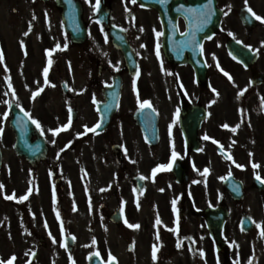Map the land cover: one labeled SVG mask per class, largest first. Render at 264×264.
<instances>
[{"label": "flooded vegetation", "instance_id": "af4514ba", "mask_svg": "<svg viewBox=\"0 0 264 264\" xmlns=\"http://www.w3.org/2000/svg\"><path fill=\"white\" fill-rule=\"evenodd\" d=\"M8 1L0 0V8L7 10ZM78 1L89 29L84 43L73 41L66 30L57 0H17L15 41L8 39L7 23L0 25L3 82L8 70L17 76L22 105L40 122L48 146L42 159L31 162L16 154L0 169V259L15 256L12 264H88L89 246L82 238L105 235L101 222L114 224L112 214L123 209L127 222L140 227L125 224L133 248L120 264H264V190L250 184L245 189L246 198L249 190L259 194L260 216L255 214L260 227L254 218L251 229H243L240 221L244 202L225 193L231 209L227 206L222 250L203 214L216 206V171L264 176V0H219L223 20L215 35L201 44L202 56L197 41L195 46L186 43L187 21L172 10L163 20L156 7L137 0H100L96 11L91 6L96 0ZM244 8L262 19L253 26L241 22ZM103 13L108 20L98 21ZM156 32L163 35L157 37ZM229 39L250 46V65L233 59ZM32 92L38 95L33 98ZM137 93L152 108L140 109ZM98 122V131L82 134L85 126ZM237 124L234 133L231 128ZM57 128L61 131L55 135L49 131ZM188 135L195 142L187 140ZM161 164L172 167L158 169ZM205 168L209 173L202 175ZM153 169H158L155 176ZM180 169L187 171L184 182L175 176ZM13 194L15 199L6 198ZM24 195L28 198L20 201ZM157 215L160 225L155 224ZM88 219L94 221L90 226Z\"/></svg>", "mask_w": 264, "mask_h": 264}, {"label": "snow or ice", "instance_id": "6c2138e0", "mask_svg": "<svg viewBox=\"0 0 264 264\" xmlns=\"http://www.w3.org/2000/svg\"><path fill=\"white\" fill-rule=\"evenodd\" d=\"M87 2L91 3V0H87ZM132 2L135 3L136 0H132ZM165 2H166V0H160V3H162V4L165 3ZM211 3H212V0H208V5H205L202 9H192V8L187 9V12H189V13H198L199 14V17H200V25H199V28L197 30H202L203 26L207 25L211 21V17L213 15V11L211 9ZM245 3L247 4V0H245ZM91 6H92V8H93L94 11L98 10L99 9V6H100V0H96L95 4H93ZM182 9H183V6H181V9H178V11H180ZM248 11L251 12L252 10L249 8ZM224 14L227 15V13H224ZM252 15L255 16V19L256 20H261L262 19L260 16L256 15L255 13H252ZM33 19H35V16H33ZM30 30H31V22H29V31ZM141 31H143L142 28H141ZM28 34H29V32H25L23 35L24 36H27ZM161 35H163V33L156 32V36L157 37H159ZM208 39H211V36H209ZM186 43H189V44H192L193 46H195V44H196V34H195V31H193V32L190 33V39ZM21 47H23V41H21ZM64 47L66 48L67 45L65 44ZM141 47H144V45H141ZM246 47H250V46H246ZM59 48H60V45L57 44L56 45V49H59ZM159 48H160V45H159V43H157V45H156V55H157L158 58L160 56ZM47 54L49 56H51L52 53H51V51H48ZM3 59H4L3 53H2V51H0V62H2ZM233 59H235V57H233ZM48 64L49 65L52 64V60L51 59H49ZM217 67H219V65H217ZM162 71H163V67H162ZM48 72H49V68L48 67H45L43 69V75H44V78H45L44 83L46 85L48 84V80H47ZM136 75L139 76V69H137ZM224 75L226 77H228L229 80H232V77L227 72H224ZM132 86H133V91L135 92L136 91V80L135 79L132 82ZM9 87H11L10 82H9ZM109 87H110V85H109ZM215 91L216 90L213 89V92H215ZM6 95H7V93H6ZM36 95H38V93L34 92L33 93V98H35ZM241 95H243V91H241L240 93H238L237 98L239 99V96H241ZM96 103L97 102L95 100V97H93V104H96ZM137 103L139 104L140 109H144L146 107L147 108H152V105H151L150 101H148V100H143L142 102L140 101L138 93H137ZM21 111H23V109H21ZM68 111H69V114H70V117H69V124H70L71 123V112H72V109L69 107ZM97 111H100V109L97 108ZM152 111L155 112V109L153 108ZM8 115H9V113L7 111L4 112L3 113V120H7ZM177 115H178V110H177ZM24 116L27 117V119L30 120L31 123L35 125L36 129L39 130V132H40L41 135H44V131L45 130L42 128V126H41V124H40V122L38 120H36L33 117H31V115L29 113H27V112H24ZM173 123H175V121H173ZM239 126L240 125L237 124L235 127H232L231 128V131L235 133L237 131V129L239 128ZM63 127L64 128H67L68 125L66 124ZM100 127H101V123H99V122L94 127H92V128H88L87 126H85V132L82 133V134H87V132H95L96 129H98ZM222 127L229 128V125L228 124H224ZM49 131H52L53 132V135H55L56 133L60 132L61 129L60 128H57L55 130L49 129ZM3 132H4L3 126H0V135H2ZM169 133L171 134V125L169 126ZM82 134H78V135H82ZM204 139L205 140H208L210 138L207 135H205ZM53 143H55V141H53ZM61 151H63V149H61ZM249 155L251 156L253 154L252 153H249ZM176 158H177V154L175 153V151H173L172 159L175 160ZM227 159L232 160L231 155H227ZM233 163H235V161H233ZM252 166H253L254 169L257 168V167H259V165H257V164H253ZM171 167H172L171 164H168V165L161 164V165L158 166V169H161V170H170ZM236 167L243 168V165L236 164ZM158 169H153L152 170L153 176H155L156 171ZM208 173H209V169L205 168L204 171H203V173H202V175H207ZM231 175L232 174L229 171L228 177H230ZM255 178L258 181H260L261 183H264V179H262L259 175H257ZM141 179H144V177H141ZM220 179H227V177H221ZM194 183H196V181H194ZM2 187H3V185H0V188H2ZM233 190L238 192L239 191V186H236ZM28 191L30 193L32 191V189L29 188ZM101 191H105V189H101ZM160 191H163V189H161ZM6 198L9 199V200L15 199V194L10 195V196H7ZM27 198H28L27 195H24V196H20L19 197V200L20 201H24ZM54 202H55V197H54ZM172 206H173V212H176V200H173L172 201ZM73 208L75 210V206H73ZM57 219L58 220L60 219L59 212H57ZM124 222H125V224H127V226L129 228H139L140 227L138 224H129L127 222V220H125ZM161 223H162V221L160 220L159 216L157 215L155 224L156 225H160ZM45 227H47V224H45ZM257 227H260V225L257 224ZM62 231H63V228H62ZM171 231H175V229H171ZM49 235H51V234L49 233ZM262 235H264V233H262ZM72 239L74 240L75 237H73ZM156 239L159 240V234L158 233H157ZM55 242H56L55 241V238H53V243H55ZM92 244L93 245L96 244L95 238L92 239ZM61 246L62 247H65L66 245L62 244ZM177 247L178 248L180 247V244L179 243L177 244ZM156 251H157V249H156V246L154 245L153 246V250H152L153 260H155L157 258L156 257ZM25 255H28V253H26ZM201 255H203V252L202 251H201ZM15 259H16L15 256H12L7 261H4V260L0 259V264H12V262ZM109 259L112 260V261H115L116 260V258L114 256H112L111 253H109ZM249 264H252V260H249Z\"/></svg>", "mask_w": 264, "mask_h": 264}, {"label": "rangeland", "instance_id": "374dc122", "mask_svg": "<svg viewBox=\"0 0 264 264\" xmlns=\"http://www.w3.org/2000/svg\"><path fill=\"white\" fill-rule=\"evenodd\" d=\"M16 1L17 0H10V3H9L10 8L7 10L0 8V23H2V24L7 23L8 37L10 38V41L16 40V37L18 35L17 32L19 30V28H18L19 27V20H18L19 19V13L12 11L13 8L17 6ZM0 7H1V4H0ZM11 8H12V10H11ZM11 47L15 49L17 47L16 43H11ZM15 82H16V80L14 81L12 79V83L16 87L15 84H17V82L16 83ZM1 96H2V92H0V97ZM15 100L18 102L20 101L17 96H16ZM7 104L8 103H6V102H5V104H3V100L0 98V126H3V128H4V132L2 135H0V137L3 136L4 134L12 135L11 129L9 128L8 119L3 120V112H4L5 106ZM7 137L1 138L2 140H0V142L2 144V149L4 150V154L6 156V163H8L9 160H11L10 158H12V149H13V143L9 144V141L5 140V139H8ZM225 175H226V172H219V171L215 172L214 190L213 191L215 194L216 204L227 203V201H226L227 197L225 196V192L222 188V179H220L221 177H225ZM238 175H242V173H239ZM246 175H248V177H249L250 175H253V173L246 172L244 175L247 182L251 183V179H249L251 177L248 178V177H246ZM258 201H259V194H257V192H255L254 190H249L247 198L245 199V202L243 203L244 206H241V207L249 206V209L252 212H254V214L257 213L258 216H260V212L256 211V209H259V205H260V202H258ZM90 223H92V222L90 221ZM101 223L104 224L105 235L97 236V237H93V238H97L101 243H103V245L105 247L104 249H106L108 256H109V253H111L112 256H114L116 253V255H119L120 257H123V256L127 257V255H129V254L125 250V248L127 247V245H126L127 242L125 240L126 237L122 233L120 235L117 234L116 228L114 226H111L109 223H107V222H101ZM121 228H123V227H121ZM87 238H85L86 239L85 241L91 242V240L90 241L88 240L90 238V236L88 239ZM125 252H126V254H125Z\"/></svg>", "mask_w": 264, "mask_h": 264}, {"label": "water", "instance_id": "95a60500", "mask_svg": "<svg viewBox=\"0 0 264 264\" xmlns=\"http://www.w3.org/2000/svg\"><path fill=\"white\" fill-rule=\"evenodd\" d=\"M142 2H144L145 3V5L146 4H153V5H158V6H160V7H164V6H167V2H169L170 0H166V2L165 3H160V0H141ZM215 0H212V3H211V9H212V11H213V17H211V24L209 25V28L207 29L208 31L206 32V33H204V34H202L201 36H200V40H202L203 39V35H205V34H207V33H211V32H213L214 31V29L218 26V22H219V20H220V13H219V11H216L215 10V2H214ZM177 3H179L180 5H182V6H184V5H190V6H194L193 8L194 9H202L203 8V6H205V5H208V0H189V2H188V4H186L185 2H184V0H180L179 2L178 1H175V2H173V3H171V4H173V5H177ZM198 6H200V7H198ZM186 11V10H185ZM185 11H183V12H185ZM215 12H216V15H215ZM191 21H195L194 19H191ZM204 31V30H203ZM80 32H81V30H80ZM79 32V33H80ZM79 33L78 34H76L75 35V37H76V39H79V38H77V37H79ZM82 34H84V30H82ZM233 53H235V51L233 52ZM237 55V54H236ZM242 61H244L245 63H250V61H251V59H247V60H242ZM15 120L12 122V126L14 127V129H15V131H16V133L18 134L19 133V125H20V119H22L23 120V118H21V116L20 115H18V114H16L15 115ZM29 125V122L25 119V122H24V126H25V128H26V126H28ZM26 133L24 134V142L25 143H28V141H29V136L31 135V131L29 130V128L27 127V130L25 131ZM236 195V197H238L239 195L238 194H235ZM211 212V211H210ZM214 213H217V217L218 216H222V217H220L219 219H218V222H219V224H218V228H219V226L221 227V224H222V221H223V210L222 209H218V210H216V211H212V214H214ZM219 213V214H218ZM209 214V213H208ZM212 219V218H211ZM213 220H214V218H213ZM93 264H102V263H100L99 261H96V262H94Z\"/></svg>", "mask_w": 264, "mask_h": 264}]
</instances>
